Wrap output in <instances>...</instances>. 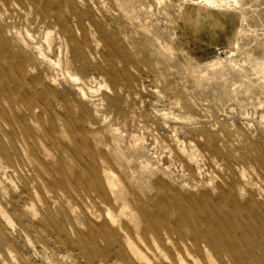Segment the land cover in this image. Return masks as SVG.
<instances>
[{
	"label": "rangeland",
	"instance_id": "rangeland-1",
	"mask_svg": "<svg viewBox=\"0 0 264 264\" xmlns=\"http://www.w3.org/2000/svg\"><path fill=\"white\" fill-rule=\"evenodd\" d=\"M0 264H264V0H0Z\"/></svg>",
	"mask_w": 264,
	"mask_h": 264
},
{
	"label": "bare ground",
	"instance_id": "bare-ground-1",
	"mask_svg": "<svg viewBox=\"0 0 264 264\" xmlns=\"http://www.w3.org/2000/svg\"><path fill=\"white\" fill-rule=\"evenodd\" d=\"M107 188H108V191H109L110 187L108 186ZM174 214L176 215L177 213L175 212ZM227 217L229 218V216H227ZM106 218H107L108 221L112 222V219L110 218V216L108 214H107ZM216 242H219V240L216 239ZM124 244H125L126 248L131 253H133L134 258H136L137 260L141 261V257L139 255V253L135 249H133L132 245L127 240L124 241Z\"/></svg>",
	"mask_w": 264,
	"mask_h": 264
}]
</instances>
